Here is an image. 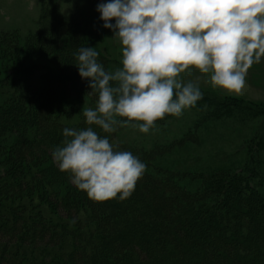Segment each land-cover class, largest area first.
Instances as JSON below:
<instances>
[{
    "label": "trees",
    "instance_id": "1",
    "mask_svg": "<svg viewBox=\"0 0 264 264\" xmlns=\"http://www.w3.org/2000/svg\"><path fill=\"white\" fill-rule=\"evenodd\" d=\"M48 1L41 0L36 33L7 31L12 47L0 46V95L6 96L0 103V264H258L248 250L262 239L255 229L264 224L254 221L264 218V190L252 183L249 166L217 167L209 178L167 168L159 159L171 144L146 149L115 143L122 127L107 134L92 126L115 150L129 151L145 164L131 195L93 201L58 170L51 150L63 141L62 129L85 128L82 108L95 107L73 53L111 30L102 27L95 10L103 0H58L51 10ZM62 3L66 13L59 10ZM30 56L39 59L32 66L41 81L37 90L7 78L9 66L15 69ZM98 61L109 71L104 57ZM204 94L199 100L210 114L199 104L203 120L242 108L261 118L263 130L262 106ZM189 132L177 146L193 139ZM194 225L204 238L198 241L201 255L213 259L196 260L195 251L186 255L185 239L173 236L190 234Z\"/></svg>",
    "mask_w": 264,
    "mask_h": 264
},
{
    "label": "clouds",
    "instance_id": "2",
    "mask_svg": "<svg viewBox=\"0 0 264 264\" xmlns=\"http://www.w3.org/2000/svg\"><path fill=\"white\" fill-rule=\"evenodd\" d=\"M95 10L119 42L121 67L106 71L90 46L73 53L95 107L82 108L85 128L62 129L51 158L91 200L123 201L145 164L92 126L147 134L166 115L179 117L202 96L197 82L180 78L192 68L211 86L239 92L248 69L264 58V0H103Z\"/></svg>",
    "mask_w": 264,
    "mask_h": 264
},
{
    "label": "rangeland",
    "instance_id": "3",
    "mask_svg": "<svg viewBox=\"0 0 264 264\" xmlns=\"http://www.w3.org/2000/svg\"><path fill=\"white\" fill-rule=\"evenodd\" d=\"M57 1L49 0L47 2L48 9L51 10V4H57ZM40 3L41 0H0V46L2 44L3 47H12L11 37L4 35L7 31L18 30L22 36L37 32L36 22ZM60 6V11L65 13L68 11L65 4L62 3ZM71 7L72 5H70ZM91 47L98 52L99 57H104L107 60L105 62L110 72L121 67L120 45L118 40L112 37V32L98 37L91 43ZM38 60V58L30 56L22 60V64H17L15 69L9 66L10 74H7V78L10 83H19L27 90H37L41 81L32 66ZM197 77H199L198 80ZM180 78L182 82L185 80L197 82L204 96V93H210L222 98L227 97L231 100L241 101L243 102L240 103L241 105L246 102L264 108V58L260 63L253 64L248 69L244 78V85L239 92H229L211 86L207 82V74L201 75L194 68L190 70V74L188 70L181 73ZM5 97L0 95V103ZM199 104L204 108V115L210 114L207 111L206 104L198 100L195 105ZM233 110L234 115L224 113L219 117L211 116L210 119L203 120L202 113L190 107L185 109L179 117L166 115L163 120H157L155 127L150 129L147 134L140 133L130 126L119 128L113 137V142H123L146 149L171 144V149L166 150L159 159L162 166L176 170L192 171L207 178L217 167L230 164L232 169L240 170L244 166H249L253 172L251 173L253 174L252 183L254 186L258 183V186L264 190V127L262 130L261 118L259 119L258 115L255 116L254 112H245L242 108H234ZM189 131L193 134V139L177 146L176 142L181 141L182 137ZM240 208L241 206L238 205L237 209ZM262 218L257 216L254 222H258L260 225L264 224V218ZM198 228L197 225H194L193 229L190 228V234L183 232L184 236L183 233L176 232L175 235H172L176 238L182 236L185 239L183 248L188 251L187 248L190 247L191 243L202 242L204 239L201 234L199 235L196 232ZM255 232L257 234L258 232L261 233L262 239H260L261 242L254 241L256 250L254 249V252L253 248L250 247L248 253L252 254L255 263L260 264L264 260V227L255 229ZM201 242L193 245L196 250L190 247L189 253L185 251V254L192 255L195 251L199 256L196 260L202 262L213 259L207 254L201 255L203 249V243ZM225 247L229 251V246L225 245ZM212 248L214 249V247ZM228 255L232 257L233 251H230ZM163 258L171 259V255L163 254Z\"/></svg>",
    "mask_w": 264,
    "mask_h": 264
}]
</instances>
